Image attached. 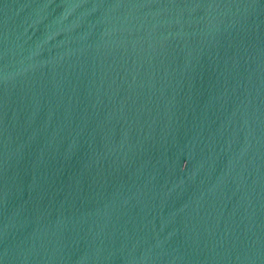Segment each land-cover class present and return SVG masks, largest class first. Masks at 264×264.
<instances>
[{"label":"water","instance_id":"1","mask_svg":"<svg viewBox=\"0 0 264 264\" xmlns=\"http://www.w3.org/2000/svg\"><path fill=\"white\" fill-rule=\"evenodd\" d=\"M0 264H264V0H0Z\"/></svg>","mask_w":264,"mask_h":264}]
</instances>
